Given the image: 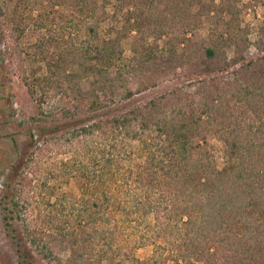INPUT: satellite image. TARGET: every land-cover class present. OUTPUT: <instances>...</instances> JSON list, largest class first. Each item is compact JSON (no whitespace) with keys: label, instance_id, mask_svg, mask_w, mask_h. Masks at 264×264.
<instances>
[{"label":"trees","instance_id":"1","mask_svg":"<svg viewBox=\"0 0 264 264\" xmlns=\"http://www.w3.org/2000/svg\"><path fill=\"white\" fill-rule=\"evenodd\" d=\"M49 1L53 9L70 5L71 12L41 24L46 35L26 48L23 30L13 32L0 2V37L15 75L40 107L63 99L66 106L55 112L61 118L96 112L178 78L172 64L203 19L213 29L209 43L195 50L209 67L226 70L235 37L224 28L239 24L241 12L239 0H142L135 13L127 3L128 29L105 37L98 27L105 10L96 0ZM134 30L133 55L126 57L122 41ZM152 36L165 38L164 45L148 44ZM25 56L44 62L45 74L29 73ZM254 64L243 62V78L212 80L190 95L167 92L60 136L70 158L15 190L6 227L16 235L8 221L18 219L29 243L57 264H167L168 251L175 264H264V68ZM209 134L226 145L222 167ZM127 140L140 142L144 163L137 169L125 164L132 159ZM72 178L80 195L56 196L50 180ZM145 246H153L149 260L136 256ZM64 252L69 255L61 260Z\"/></svg>","mask_w":264,"mask_h":264},{"label":"rangeland","instance_id":"2","mask_svg":"<svg viewBox=\"0 0 264 264\" xmlns=\"http://www.w3.org/2000/svg\"><path fill=\"white\" fill-rule=\"evenodd\" d=\"M96 1L105 10L103 14L105 19L98 24L100 34L105 37L115 36L119 30L128 29L127 3H131L130 12L134 13L136 5H142V0ZM0 2L7 10L13 32L19 33L20 29L23 30L20 44L24 48L38 42L41 36L46 35L47 30L41 27V24L53 17H60L61 14L67 15L72 9L67 4L57 5L53 9L49 0H0ZM123 5L124 9L121 10ZM238 6L241 11L240 25L227 24L224 28L235 37L227 47L229 66L226 70H218L217 64L209 67L200 57V53L195 50V44L205 41L209 43V36L213 29V24L203 19V24L188 35L191 43L181 47L179 55L181 58L172 64L173 67L177 65V71L180 74L178 78L160 82L158 86L148 88L128 100L118 97L115 102L96 112L68 118L55 115V112H59L66 106L60 96L50 99L42 107L31 97L24 83L15 75L6 42L0 37V264H57V261L44 258L35 246L29 243L22 234L21 222L18 219L8 221L14 223L17 229L18 237H16L15 233L6 227L7 220L4 218L8 214L5 208L9 210L12 208L11 200L15 190L22 183L29 188L30 184L44 178L46 169L56 166L61 160L70 158L69 153L61 146L60 136L99 119L120 115L137 107H145L150 101L167 92L180 91L190 95L197 90L209 87L213 83L212 80L227 82L234 80L237 76L243 78L244 71L242 73L238 71L245 61H254V70L260 71L264 68V0H239ZM199 8L200 6L197 5L193 10L198 11ZM221 14L225 20L231 22L229 15L224 12ZM131 24L134 25L133 19ZM11 27L9 32H12ZM131 34H136L135 30L129 36L126 35L122 41L126 57L133 55ZM164 39L155 40L152 36L148 39V44L154 43L161 47L164 45ZM245 39L247 41H244ZM25 65L29 73L38 69V75L45 74L47 68L44 62L28 56H25ZM83 85L88 88V81H84ZM127 141L129 151L132 152V159L125 164L137 169L144 163L140 155V142ZM208 141L214 159L218 166L222 167L225 143L214 134L208 135ZM50 185L55 188L56 196L80 195V189L74 178L68 182L51 179ZM148 222L154 223L152 215L148 217ZM152 253L153 246H145L136 251V256L141 260H149ZM166 254L170 258L167 264H175L172 252L168 251ZM68 255L69 252L62 253L61 260L66 259Z\"/></svg>","mask_w":264,"mask_h":264}]
</instances>
